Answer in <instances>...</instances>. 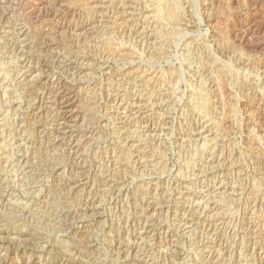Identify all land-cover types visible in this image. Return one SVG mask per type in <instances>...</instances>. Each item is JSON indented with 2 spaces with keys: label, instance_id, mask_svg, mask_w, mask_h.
<instances>
[{
  "label": "rangeland",
  "instance_id": "rangeland-1",
  "mask_svg": "<svg viewBox=\"0 0 264 264\" xmlns=\"http://www.w3.org/2000/svg\"><path fill=\"white\" fill-rule=\"evenodd\" d=\"M0 235V264H264V0H0Z\"/></svg>",
  "mask_w": 264,
  "mask_h": 264
},
{
  "label": "bare ground",
  "instance_id": "bare-ground-1",
  "mask_svg": "<svg viewBox=\"0 0 264 264\" xmlns=\"http://www.w3.org/2000/svg\"><path fill=\"white\" fill-rule=\"evenodd\" d=\"M49 2V1H48ZM47 2V3H48ZM51 6V5H50ZM55 7V6H54ZM48 8H49V6H48ZM89 26V25H88ZM46 34V33H45ZM66 98V97H65ZM66 103H67V106L69 107V108H71V107H73L74 106V101L73 100H71V99H66ZM67 114V113H66ZM72 119V118H71ZM71 145V144H70ZM84 153V152H83ZM1 236V235H0ZM167 237V236H166ZM15 241V240H14ZM16 242V241H15ZM122 251V250H121ZM2 256H4V255H2ZM1 257V256H0ZM13 257V256H12ZM38 259V258H37ZM7 260H4V261H2V263L1 264H6L7 262H6ZM29 261V260H28ZM34 263V262H33Z\"/></svg>",
  "mask_w": 264,
  "mask_h": 264
}]
</instances>
